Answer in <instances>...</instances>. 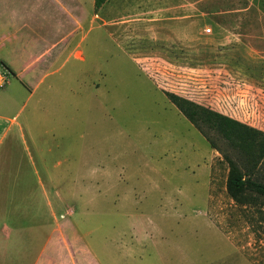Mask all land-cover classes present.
Returning <instances> with one entry per match:
<instances>
[{"label":"rangeland","instance_id":"obj_1","mask_svg":"<svg viewBox=\"0 0 264 264\" xmlns=\"http://www.w3.org/2000/svg\"><path fill=\"white\" fill-rule=\"evenodd\" d=\"M96 11L90 71L67 66L64 92L38 109L23 98L0 110L56 130L0 158V262L263 264L226 191L227 163L167 93L264 131V0H106ZM96 163L107 173L89 174Z\"/></svg>","mask_w":264,"mask_h":264},{"label":"crops","instance_id":"obj_2","mask_svg":"<svg viewBox=\"0 0 264 264\" xmlns=\"http://www.w3.org/2000/svg\"><path fill=\"white\" fill-rule=\"evenodd\" d=\"M97 21L95 0H0V71L8 77L5 92L9 93L0 94V110L17 105L23 98L34 99L33 108L38 109L49 95H60L65 90L67 66L71 77L89 72L87 61L92 59L93 42L92 38L86 41ZM8 119L0 116L4 125L0 150L6 139L9 142L0 158H14V144L26 143L28 136L36 141L56 131L35 130L31 122L23 126L14 118ZM33 121L39 124L35 118ZM88 172L107 173L101 163L89 167ZM47 253L43 251V257Z\"/></svg>","mask_w":264,"mask_h":264},{"label":"trees","instance_id":"obj_3","mask_svg":"<svg viewBox=\"0 0 264 264\" xmlns=\"http://www.w3.org/2000/svg\"><path fill=\"white\" fill-rule=\"evenodd\" d=\"M105 2L95 0V9ZM167 94L227 163L226 191L253 235L251 256L258 257V263L264 261V131L173 93ZM203 127L218 132L230 150L220 149Z\"/></svg>","mask_w":264,"mask_h":264},{"label":"built area","instance_id":"obj_4","mask_svg":"<svg viewBox=\"0 0 264 264\" xmlns=\"http://www.w3.org/2000/svg\"><path fill=\"white\" fill-rule=\"evenodd\" d=\"M208 30H210V29H208ZM7 82H8L7 75L0 71V86H3Z\"/></svg>","mask_w":264,"mask_h":264}]
</instances>
